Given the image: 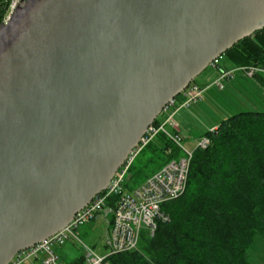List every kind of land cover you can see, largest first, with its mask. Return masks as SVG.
<instances>
[{
  "label": "water",
  "instance_id": "water-1",
  "mask_svg": "<svg viewBox=\"0 0 264 264\" xmlns=\"http://www.w3.org/2000/svg\"><path fill=\"white\" fill-rule=\"evenodd\" d=\"M264 0H25L0 24V264L104 191Z\"/></svg>",
  "mask_w": 264,
  "mask_h": 264
},
{
  "label": "trees",
  "instance_id": "trees-1",
  "mask_svg": "<svg viewBox=\"0 0 264 264\" xmlns=\"http://www.w3.org/2000/svg\"><path fill=\"white\" fill-rule=\"evenodd\" d=\"M225 55L236 67H260L264 84V28ZM204 135L210 144L194 150L185 191L162 205L169 219L154 235L143 231L138 249L111 255L112 264H252L249 249L264 236V111L236 112ZM149 149L152 172L181 154L164 134ZM85 262L82 254L68 264Z\"/></svg>",
  "mask_w": 264,
  "mask_h": 264
},
{
  "label": "built area",
  "instance_id": "built-area-1",
  "mask_svg": "<svg viewBox=\"0 0 264 264\" xmlns=\"http://www.w3.org/2000/svg\"><path fill=\"white\" fill-rule=\"evenodd\" d=\"M25 4V0H0V24H7L15 10ZM222 56L211 65L217 67ZM248 78H254L262 69L258 66L238 67ZM218 78L210 85L201 86L191 82L189 86L163 108L162 117L151 124L138 144L132 148L127 158L120 165L108 187L96 195L86 206L79 210L71 222L48 238L17 252L8 264H65L56 252L70 240H77L85 247V264H112L111 255L132 251L139 248L143 231L154 235L158 220L166 221L169 215L162 205L178 196L186 189L191 159L194 151L185 148L183 139L185 130L175 114L180 108H192L205 96V91L213 86L225 89V82L235 75V69L219 68ZM158 121V122H157ZM217 127H212L214 130ZM171 139L180 151L160 168L152 172L137 187L127 189V178L131 167L139 154L149 147L159 135ZM197 147L205 148L210 144L208 136L195 139ZM101 219L106 225L104 247L105 255L99 254L95 246L86 244L77 230L93 219Z\"/></svg>",
  "mask_w": 264,
  "mask_h": 264
},
{
  "label": "rangeland",
  "instance_id": "rangeland-1",
  "mask_svg": "<svg viewBox=\"0 0 264 264\" xmlns=\"http://www.w3.org/2000/svg\"><path fill=\"white\" fill-rule=\"evenodd\" d=\"M220 65L215 67L209 65L200 75L196 77L194 82L200 85H210L218 78L219 68L221 66L233 68L235 75L238 78L233 81L225 82V90H220L216 86L212 89L205 91V96L201 101L207 102V107H211L212 110L216 111L220 118H227L232 114L245 110H263L264 111V84L259 78L250 79L238 70L227 55L223 54ZM233 77V78H234ZM207 85V86H208ZM258 88L260 91H256ZM182 94H180L181 96ZM225 98V100L223 99ZM180 114L176 116L180 119V116H184L185 124L190 123L193 127L191 128H203L200 120L194 116V113L189 108H180L178 112ZM160 118L162 115L159 116ZM217 127V126H216ZM201 137H198L199 139ZM183 144L186 149L194 151L197 148V142H187L183 140ZM151 156L149 147L143 150L134 161L127 178L130 174L133 177L127 182V189L137 187L152 171L148 167H152V163H149L148 159ZM149 166H145V165ZM106 225L101 219H93L90 223L81 226L77 232L79 237L88 245L95 246L96 251L105 255L107 253L104 247L106 237ZM56 252L59 254L60 259L63 263L68 264L79 255L85 254V247L82 243L77 240H70L62 247H57ZM251 256V262L253 264H264V236L257 234L253 245L249 249Z\"/></svg>",
  "mask_w": 264,
  "mask_h": 264
},
{
  "label": "crops",
  "instance_id": "crops-1",
  "mask_svg": "<svg viewBox=\"0 0 264 264\" xmlns=\"http://www.w3.org/2000/svg\"><path fill=\"white\" fill-rule=\"evenodd\" d=\"M221 67L226 68V69H233V68H228V67H224V66H221ZM218 74H219V72H218ZM237 78H238V76L236 75L234 78H231L227 81L231 82ZM250 79H252V78H250ZM205 85H201V86H205ZM225 89H226V87H225ZM255 90L259 91L258 88H256ZM219 91H220V89H219ZM223 99L225 100L224 97H223ZM189 110H191L194 113V116H196L197 120L198 119L200 120L203 128H198V129L191 128V127H193L192 124H190L188 122H187V124H185L186 122H184L185 121L184 116H180V119L176 117L181 122L183 129L185 130L186 137L183 140H185L187 142H195L196 138L204 136V134L208 130H210L212 127L217 126L220 123V121L222 120V118H220V116L217 115L216 111L212 110L211 107H207V102H205L204 100L200 101L196 106L189 108ZM179 114H180V111L179 112L177 111L175 116H178ZM250 259H251V256H250Z\"/></svg>",
  "mask_w": 264,
  "mask_h": 264
}]
</instances>
